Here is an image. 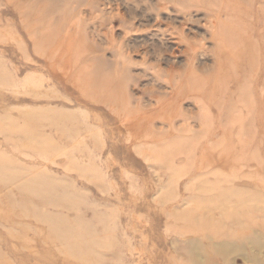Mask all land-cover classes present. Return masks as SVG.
Returning <instances> with one entry per match:
<instances>
[{
  "label": "rangeland",
  "instance_id": "rangeland-1",
  "mask_svg": "<svg viewBox=\"0 0 264 264\" xmlns=\"http://www.w3.org/2000/svg\"><path fill=\"white\" fill-rule=\"evenodd\" d=\"M0 264H264V0H0Z\"/></svg>",
  "mask_w": 264,
  "mask_h": 264
},
{
  "label": "bare ground",
  "instance_id": "bare-ground-1",
  "mask_svg": "<svg viewBox=\"0 0 264 264\" xmlns=\"http://www.w3.org/2000/svg\"><path fill=\"white\" fill-rule=\"evenodd\" d=\"M250 45V44H249ZM246 45H244V47H242L241 49H240V53L242 54V52L243 53H247V48L245 47ZM192 46H191V44L189 43V49H192L191 48ZM219 56L223 59H220L222 62H224L225 60H224V49L223 48H221V50H220V53H219ZM225 63V62H224ZM224 63L222 64V63H220V67H224ZM241 64L240 63H238L237 64V66H240ZM220 71L222 72L223 71V69L222 68H220ZM231 72H233V71H231ZM258 73V72H257ZM257 73H256V75H257ZM228 82H231L232 80L229 78H227L226 79ZM182 86V85H181ZM198 101H200L199 99H197ZM212 144V143H211ZM213 146L214 145H212V148H213ZM230 152V151H229ZM255 242H257V241H255ZM254 242V240H253V243H255Z\"/></svg>",
  "mask_w": 264,
  "mask_h": 264
}]
</instances>
